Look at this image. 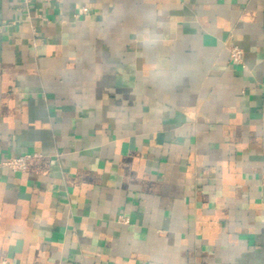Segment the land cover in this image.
I'll list each match as a JSON object with an SVG mask.
<instances>
[{"label":"crops","instance_id":"1","mask_svg":"<svg viewBox=\"0 0 264 264\" xmlns=\"http://www.w3.org/2000/svg\"><path fill=\"white\" fill-rule=\"evenodd\" d=\"M0 264H264V0H0Z\"/></svg>","mask_w":264,"mask_h":264},{"label":"built area","instance_id":"2","mask_svg":"<svg viewBox=\"0 0 264 264\" xmlns=\"http://www.w3.org/2000/svg\"><path fill=\"white\" fill-rule=\"evenodd\" d=\"M42 3H55V2H60L61 0H39ZM83 10H86L85 8ZM229 53H230V59L233 62L241 63L243 59V50L238 47V46H231L229 48ZM31 157L30 154H23L19 156H11L3 161H1V164L3 166H6L10 168L11 170L15 171H24L26 168V164L28 159ZM118 221L122 223H128L127 218L123 216L118 217Z\"/></svg>","mask_w":264,"mask_h":264}]
</instances>
